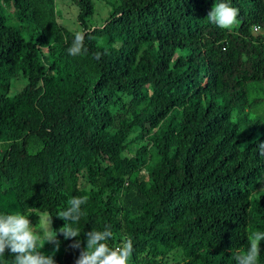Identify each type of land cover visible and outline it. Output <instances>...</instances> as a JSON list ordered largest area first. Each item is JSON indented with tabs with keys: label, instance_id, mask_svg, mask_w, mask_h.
Listing matches in <instances>:
<instances>
[{
	"label": "trees",
	"instance_id": "16d2710c",
	"mask_svg": "<svg viewBox=\"0 0 264 264\" xmlns=\"http://www.w3.org/2000/svg\"><path fill=\"white\" fill-rule=\"evenodd\" d=\"M64 1L0 0V214L58 232L86 196L78 239L109 226L129 264H236L264 232V0H107L101 27L94 0ZM220 2L238 9L230 30L207 19Z\"/></svg>",
	"mask_w": 264,
	"mask_h": 264
},
{
	"label": "clouds",
	"instance_id": "9594fccd",
	"mask_svg": "<svg viewBox=\"0 0 264 264\" xmlns=\"http://www.w3.org/2000/svg\"><path fill=\"white\" fill-rule=\"evenodd\" d=\"M237 17L238 9L227 2H220L214 4L207 19L220 29L230 30L236 24ZM86 35L87 33L79 31L75 33L71 46L67 49L68 55L76 57L86 51ZM94 58L99 60L100 54L97 53ZM257 145L259 155L264 156V143L257 142ZM86 203V196L72 197L68 201V207L57 216L64 221V226L58 232L53 229L52 220L48 222L49 227L37 232L28 215L0 214V257L10 251L13 257L10 264H56L54 257L61 246L57 237L63 235L64 240L73 241V249H80L75 264H129L133 253L132 241L127 239L120 246L110 247L108 241L113 239V232L109 226H105L102 231L93 229L85 233L86 241L78 239L81 237L78 225L84 214L82 206ZM262 241L264 232H251L248 236L247 251L237 250L234 253L236 264H258ZM82 243L86 244L83 248ZM45 244L54 245L51 254L41 251Z\"/></svg>",
	"mask_w": 264,
	"mask_h": 264
},
{
	"label": "rangeland",
	"instance_id": "374dc122",
	"mask_svg": "<svg viewBox=\"0 0 264 264\" xmlns=\"http://www.w3.org/2000/svg\"><path fill=\"white\" fill-rule=\"evenodd\" d=\"M57 2L61 3L66 1L57 0ZM94 2L97 6L96 13L93 16V18L89 20V23L94 27H101L104 24V19L107 18L109 15L110 7L107 3V0H94ZM110 2L114 3L116 2V0H110ZM61 6L64 7V8H60V12H61L60 14L62 16V24L73 31H76L78 30V28H81V26H79L77 22V14L79 12L77 11L78 8H76L75 6L73 7L71 4L68 3H64ZM14 84L17 90L21 89L24 87V79L19 78L14 81ZM259 94L260 91L256 93V95ZM49 221H50V217L48 216V214H42L39 218H36L35 223H32L33 227H35L34 230L39 232L42 229L49 227V223H48ZM58 240L61 242L60 251L56 253L54 259L56 261V264H65L68 255V248L63 239L58 238ZM42 246L43 244L41 245V247ZM43 250L44 252H46V254H51L54 250V245L45 244Z\"/></svg>",
	"mask_w": 264,
	"mask_h": 264
}]
</instances>
